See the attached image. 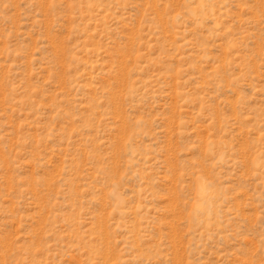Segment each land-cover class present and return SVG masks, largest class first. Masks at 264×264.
I'll return each mask as SVG.
<instances>
[{
	"label": "rangeland",
	"instance_id": "1",
	"mask_svg": "<svg viewBox=\"0 0 264 264\" xmlns=\"http://www.w3.org/2000/svg\"><path fill=\"white\" fill-rule=\"evenodd\" d=\"M0 264H264V0H0Z\"/></svg>",
	"mask_w": 264,
	"mask_h": 264
}]
</instances>
